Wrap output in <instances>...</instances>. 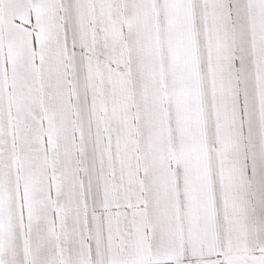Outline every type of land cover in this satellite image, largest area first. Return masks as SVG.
<instances>
[{
    "label": "crops",
    "instance_id": "0c3cea01",
    "mask_svg": "<svg viewBox=\"0 0 264 264\" xmlns=\"http://www.w3.org/2000/svg\"><path fill=\"white\" fill-rule=\"evenodd\" d=\"M0 264H264V0H0Z\"/></svg>",
    "mask_w": 264,
    "mask_h": 264
}]
</instances>
